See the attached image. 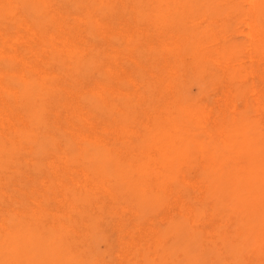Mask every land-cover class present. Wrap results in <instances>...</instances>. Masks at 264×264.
Masks as SVG:
<instances>
[{
  "label": "rangeland",
  "instance_id": "rangeland-1",
  "mask_svg": "<svg viewBox=\"0 0 264 264\" xmlns=\"http://www.w3.org/2000/svg\"><path fill=\"white\" fill-rule=\"evenodd\" d=\"M55 1L64 7L63 28L32 0H13L12 14L6 12V3L0 10V264H154L156 256L134 249L142 238L156 231L172 238L174 232L196 229L201 243L197 253L217 264L216 256L225 248L210 234L215 220L207 213L190 216L186 208L168 205L185 192L191 198L182 172L192 181L219 179L220 162H228L246 139L264 157V63L249 58L251 41L238 23L240 16L216 15L217 3L208 8L206 0H91L87 11L79 9L81 0ZM95 16L112 28L106 38L85 28ZM76 17L85 30V43L93 45L91 55L95 46H103L100 58L77 51L68 60L61 52V40L72 37ZM220 19L228 21L227 26L213 24ZM207 30L214 34L205 39ZM68 32L71 35H65ZM215 39L234 50L230 74L207 56ZM237 88L241 93L233 97ZM223 109L235 126L227 138L211 136L209 126L188 115V110L219 115ZM164 127L172 140H182L181 147L165 148L174 166L170 169L178 171L165 182L169 198L163 190L140 189L147 175L135 170L141 167L143 152L164 137ZM181 154L187 162L180 161ZM226 170L232 166L226 164ZM87 178L103 182L108 192L89 191ZM194 194L210 199L213 213L223 217L238 205V200L213 189ZM169 216L176 219L174 231ZM235 242L238 253L257 259L255 234H236ZM43 250L47 256L41 255Z\"/></svg>",
  "mask_w": 264,
  "mask_h": 264
},
{
  "label": "bare ground",
  "instance_id": "bare-ground-1",
  "mask_svg": "<svg viewBox=\"0 0 264 264\" xmlns=\"http://www.w3.org/2000/svg\"><path fill=\"white\" fill-rule=\"evenodd\" d=\"M90 1L91 0H81L79 9H82L83 11H85L88 7H90ZM171 1H174V0H166V3L170 4ZM32 2L33 3L35 2V4H37L36 7H39V4H41V7L45 8L47 12L52 13L55 16V19L57 18L58 25L60 26V28L61 27L63 28L62 24H63V21L65 20V16L63 15L64 7L61 4H57L55 0H32ZM4 3L7 4L5 6L6 12L9 13V14H12V8H13V5H14L13 0H4V2H0V10L3 9V4ZM213 3H217L218 8H219V9H217L215 11L216 15H221V14L226 13L231 18H232V16H236V17L240 16L238 18V23L243 25L244 29L246 28L248 30L247 36L249 37V39L251 41V45L250 46H251V49H252V51H251L252 53L250 54L249 58L251 59L252 62L256 61V62L264 63V0H206V4L207 5L205 3H204V5H206L208 8H211ZM109 4H110V2H109ZM164 10H165V7H164ZM75 21H76L77 25H76V27H75V29L73 31L72 37H70V39H69V38H67L65 36V35H69L70 34V32H68V33H66L64 35L65 36L64 39L61 40V44H62L61 52L63 53L64 57L67 58L68 60H72V58L74 59L72 54L73 53L75 54L77 51H80L81 53L86 54L85 57H90V56L93 55V54L91 55V51H92L91 48H92L93 45H90L89 43H88L89 44L88 45V44L85 43V35H84L85 30L83 28L82 29L79 28V26L81 25L80 18L76 17ZM89 22H90V24L87 21L86 24L88 26L86 25L87 27H85V28L87 30H89L91 28L97 34H99V35H101L102 37H105V38L109 35V32L112 29L111 26L108 25L107 21L101 23L99 21L98 17H96V16H95L94 20H89ZM227 23H228V21L225 22L223 19H220V21L214 22L213 24H218L219 26L224 28L225 26H227ZM27 28H29V27H27ZM161 29H162V27H161ZM238 29L239 28H237V30ZM213 30H214V28H213ZM174 33H175V31H174ZM178 33H180V31ZM213 34H210V31L207 30V31L204 32L203 38L207 39L206 37L208 35L212 36ZM179 36H181V35H179ZM171 37H172V35H171ZM184 37H182V38L184 39ZM235 37H238V35L235 36ZM230 39H231V37H230ZM179 40H178V42H179ZM190 41H191V39H190ZM183 42H184V40H183ZM214 43H215V46H214ZM205 44H207V43L205 42ZM199 45H201V44H199ZM212 46L213 47H210V49H211L210 52L211 53L209 55H207V56H209L210 59L213 62L217 63L220 66V69H221L222 72H224V73L228 72L230 74V71L228 69H229V64L231 62L230 60L231 59L233 60V58L235 56L234 50L232 48H230V47H226L225 44L221 43L220 41H218L216 39H215V42H213ZM228 46H229V44H228ZM170 47H171V45H170ZM205 47H206V45H205ZM239 47H241V46H239ZM199 48H201V46ZM94 49H95L94 51H95L96 55L94 54V56H92V57L93 58H97V59L100 58V55L103 54V51H105L103 46H101V45L95 46ZM175 49L177 50V48H175ZM204 49H206V48H204ZM210 49L208 48V50H210ZM243 50H244V48H243ZM208 53H209V51H208ZM201 54H202V52H201ZM203 54H204V52H203ZM196 55H199L198 57H200V51H197ZM205 55L206 54H204V56ZM189 57H190V55L188 56V58ZM202 58H203V56H202ZM200 60H202V59H200ZM185 62H186V60H185ZM193 65H195V64H193ZM196 65L198 66V64H196ZM210 69H212V68L210 67ZM207 70H209V69H207ZM202 73L203 72H200V74H202ZM164 75H166V73H164ZM216 75L217 74H215V77H216ZM242 75L243 74H241V76ZM111 76H113V75H111ZM200 76H202V75H200ZM234 76L236 77L237 75L234 74ZM177 78H178V76H177ZM92 79H89V80H92ZM76 80H77V78H76ZM78 81H80V80H78ZM171 81L174 82V80H171ZM81 83H83V82H81ZM247 83H249V82H247ZM173 85L175 86V84H173ZM180 85H181V83H180ZM235 85L236 84H234V87H235ZM88 86H90V85H88ZM117 87H118V85H117ZM243 87H244V85H243ZM231 88H233V86ZM245 88H246V85H245ZM254 90H256V89H254ZM237 91L240 92V90H238V88H237L236 93H234L232 95L233 97H235L237 94H239ZM243 91H245V90H243ZM218 93H220V92H218ZM228 94H229V92H228ZM240 95H242V94H240ZM227 96H230V94L226 95V97ZM245 97H246V95H245ZM215 98H217V97H215ZM246 99H248V98H246ZM185 100H187V99H185ZM247 101H246V103H247ZM236 102L237 101L235 99V103ZM236 106H237V104H236ZM239 107L240 108L237 109V110L241 109V106H239ZM253 107H255V106H253ZM179 108H181V107H179ZM181 109H182L181 111L185 110L183 108H181ZM237 110L234 107L232 109V112H236ZM243 110L244 109H242V112H243ZM18 111L20 113V109ZM80 111H81V109L78 112H80ZM188 112H189L188 115H191L190 117L194 120L195 123H197L199 125H202L203 127L205 125L210 127L211 136H219L220 135V136H223L224 138H227V136H228V134L230 132V128L231 127H233V128L235 127V126H233L234 125V120H228L225 117L224 109L220 112L219 115H215L214 114L212 116L210 114L206 115L204 112H192V111H189V110H188ZM178 114H180V113H178ZM241 114L242 113L238 112V115H241ZM253 114L254 113H252V115ZM163 116H165V114H163ZM165 117H167V116H165ZM48 118H50V117L48 116ZM174 118H175V115H174L173 119ZM168 119H169V117H168ZM236 120H238V119H236ZM242 120H244V119L242 118ZM247 121L248 120H244V122H247ZM244 122H242V123H244ZM22 123H23V121H22ZM242 123H240V124H242ZM172 124H174V123H172ZM244 124H246V123H244ZM68 125H70V124H68ZM163 126L164 125H162V123H160L159 127L163 128ZM185 126H187V125H185ZM248 126H250L249 123L246 124V128ZM151 127H153V126H151ZM38 129L40 130V128H38ZM95 129H96V127L94 126V130ZM79 130H80V128H79ZM234 130H235V128H234ZM161 132L164 135V137L162 139L160 137H158L161 140L159 142H157L156 145H154V147L152 145L153 150L149 149L148 152H143V154H144L143 157H141V156L139 157L140 158L139 159V165L141 167L140 168H136L135 170L138 173H142L144 175H147V177L143 180V182H141L143 188H140V189H145L146 190L147 188H151L152 187V188H154L156 190H163L165 192V194L167 195V197L169 198L170 194L168 193V190H167L168 189L167 188L168 184L166 185L165 182H166L168 176H169V178H170V176H172V177L176 176L178 171H174V170L170 169L171 167H174V166L170 164V161H169L170 160V155H169L167 149L165 150V148L168 147V146H171V147L173 146L175 148H177V146L181 147L182 146L181 145L182 144L181 143L182 140L181 139L172 140L171 137H170L171 135L169 134L170 133V129H168V128L166 130V128L164 127V129L161 130ZM32 133H34V132H32ZM61 135H62V133H61ZM27 136H29V134ZM177 136H180V135L177 134ZM247 138H249V137H247ZM263 138H264V136H263ZM139 139H141V138H139ZM188 139H190V138H188ZM62 140L64 141V139H62ZM262 140H264V139H262ZM143 142H144V140H143ZM186 142H187V140H186ZM212 143L214 144V142H212ZM147 145H149V144H147ZM261 146H263V145H261ZM185 148L186 147L183 148V151H185ZM198 149L200 151V155L204 154V150L202 149V146H198ZM154 151L157 152L156 155L154 154L155 153ZM173 151H175V150H173ZM174 153H177V152H174ZM183 153L185 154V152H183ZM185 155L181 154V159H180L181 162H187L188 158ZM129 162L133 163L134 160H129ZM137 163H138V161H137ZM220 163L221 164H220V166L218 168V171L220 172L221 175L219 176V179H217V178H208L207 180L194 179L192 181V180L188 179V177L182 172L183 175H181V178L184 181L186 187L190 189L189 193L192 194L191 198H189L187 196L188 192H185V193H183L181 195L180 199H177V200H174L173 202H171L168 205V209H172V206H176V207H179V208H186V211H187V213L190 216H195L196 212L200 211L201 214L202 213L203 214L207 213L212 219L215 220L216 226L214 228L210 229L211 230L210 234H212L213 237H215V239H218V244L220 245V247H224L225 248L224 249L225 253L221 252V254H218L216 256L217 264H264V229H262V227H261V225L264 224V157L262 155H260L259 149L256 146H254L253 144L248 143V141L246 139L244 145L241 146L236 151V154L234 156H232L231 158H228V162H226V163L220 162ZM226 164H229V165L232 166V170L229 172L230 174L226 170ZM192 175H194V174H192ZM255 178L258 179V182L257 181L254 182ZM84 184L86 185V188H88L89 191L93 190V191H95L97 193L101 192L102 194H104L103 192H108L107 188L103 186V184H104L103 182H100V183L97 184L94 181L91 182V180L89 178H87ZM210 189H213V191L216 192L217 194H219L220 196H227L229 198H232L233 200H238V205H236V210L233 211L231 214L228 213L224 217L222 216L223 213H221V212L217 211V212L213 213L212 208H211L212 207L211 200L208 199V200L204 201L203 198H201V197L199 198V196L197 194H194L195 191L196 192H204V191L210 190ZM108 198L111 200V198L109 196H108ZM217 198L218 197H214L213 196V199L215 201L217 200ZM251 198H254V199H252V201L250 203L249 200ZM235 203H237V202H235ZM48 211H49V209H48ZM35 219H36V217H35ZM127 219L131 220V215ZM169 222H170V225H172V227L170 229L172 231H174V229L177 226L176 219H174L172 216L171 217L169 216ZM128 227L129 226H126L125 230H126V234H128L127 236L129 238V243L134 244L136 242L135 238H130L131 232L128 229ZM73 231H75V230L73 229ZM240 233L241 234H255L256 235V237H257V245H256L255 254L257 256V259L253 260L251 256H247V255H245V253H243V254L242 253H238V248H237V243L235 242V237H236V234H240ZM76 234H77V232H76ZM141 234H143V233L141 232ZM197 234H198V229H196L195 232H192V233H189V234H182V233H178L177 234V233L174 232L172 234V238H171L169 236V234H159V232L156 231L153 234H149L148 239H143L142 238L143 241L140 242L139 244L137 243L136 246H134V249L136 248L135 251H140V255H144V250L147 251L148 253H152V255L154 257L156 256V259H158L154 264H209L206 260H204L197 253V249L201 247V246H199L201 244L199 242L200 238L197 236ZM66 243H68V242L66 241ZM228 245H230V247H228ZM144 247L146 249H144ZM41 255L47 256V252L46 251L44 252V250H43ZM147 263H151V262H147ZM46 264H47V262H46Z\"/></svg>",
  "mask_w": 264,
  "mask_h": 264
}]
</instances>
